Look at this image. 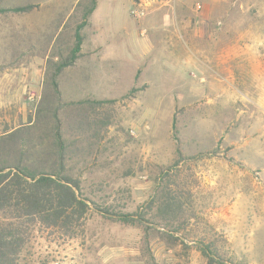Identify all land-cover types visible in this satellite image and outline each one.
Returning a JSON list of instances; mask_svg holds the SVG:
<instances>
[{"label":"rangeland","instance_id":"1","mask_svg":"<svg viewBox=\"0 0 264 264\" xmlns=\"http://www.w3.org/2000/svg\"><path fill=\"white\" fill-rule=\"evenodd\" d=\"M109 2L118 26L148 33L149 54H126L112 94L143 69L99 108L111 123L97 139L73 129L85 150L68 165L92 207L86 220L71 233L35 223L19 264H264V0ZM86 3L0 0V64L11 62L16 78L30 57L72 44ZM25 5L36 7L4 11ZM37 98L1 103L0 134L22 127L26 141H40L48 117ZM92 202L145 220L104 217Z\"/></svg>","mask_w":264,"mask_h":264},{"label":"trees","instance_id":"2","mask_svg":"<svg viewBox=\"0 0 264 264\" xmlns=\"http://www.w3.org/2000/svg\"><path fill=\"white\" fill-rule=\"evenodd\" d=\"M85 2L73 43L66 44L65 48L60 46L47 62L38 113L48 117V128L40 141H26L22 127L0 138V264H19L35 223L71 233L92 210L89 200L82 196L80 181L70 174L68 161L76 152L85 150L83 145L77 146L81 140L79 136L73 138L72 132L75 129L84 138L89 134L97 139L104 127L111 123L109 115L104 116L107 120L104 126L100 120L104 112L99 108L114 104L117 99L63 102L58 83L59 75L80 57L84 41L82 31L97 7V0ZM35 7L25 5L4 11L25 13ZM54 57L58 60L55 61ZM69 107L75 112L70 113ZM64 108L67 109L68 122L65 132V121L60 115ZM175 138L178 140L177 136ZM92 204L102 216L114 217L126 224H139L145 220L139 213L113 212L110 207ZM202 252L208 256L209 250L203 248ZM208 257V264H214L213 258Z\"/></svg>","mask_w":264,"mask_h":264},{"label":"crops","instance_id":"3","mask_svg":"<svg viewBox=\"0 0 264 264\" xmlns=\"http://www.w3.org/2000/svg\"><path fill=\"white\" fill-rule=\"evenodd\" d=\"M101 1L103 0H97V7L89 18L86 30L84 29L80 57L73 66L66 68L58 77L59 89L64 102L115 99L122 96L135 85L137 73L143 69V66L135 68L132 85L123 93L112 94L122 84L123 76L121 74L126 68V54L129 53L131 62L136 61L139 56L149 54L148 49L152 43L150 39L145 38L148 33L145 34L142 30L140 36H136L132 26H126V23L124 27L118 26L114 21V2ZM65 22H61L58 26V33L53 37L55 40L53 45L63 35ZM197 35L199 38H206L203 29L197 31ZM168 51L166 53H169ZM41 59V62H37L30 57L22 67L17 66L20 73L16 78H13V73H8L12 70L11 62H7L5 65L0 64V104L16 102L18 99L21 101L27 97L30 100L38 97L41 101L47 62L50 58L43 54ZM54 60H58V57H54ZM225 93L226 91L223 92L220 89L219 98L221 99ZM12 130L13 128L2 134L7 135Z\"/></svg>","mask_w":264,"mask_h":264},{"label":"built area","instance_id":"4","mask_svg":"<svg viewBox=\"0 0 264 264\" xmlns=\"http://www.w3.org/2000/svg\"><path fill=\"white\" fill-rule=\"evenodd\" d=\"M197 8H198V9H201V6L198 5ZM131 14H132L134 17L139 18V17H142V16L145 14V12H144L141 8H133V9L131 10Z\"/></svg>","mask_w":264,"mask_h":264}]
</instances>
